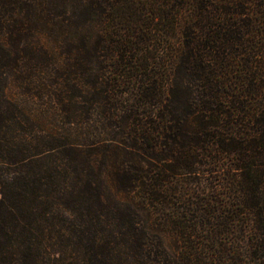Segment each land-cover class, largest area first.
<instances>
[{
    "label": "trees",
    "instance_id": "1",
    "mask_svg": "<svg viewBox=\"0 0 264 264\" xmlns=\"http://www.w3.org/2000/svg\"><path fill=\"white\" fill-rule=\"evenodd\" d=\"M0 264H264V0H0Z\"/></svg>",
    "mask_w": 264,
    "mask_h": 264
}]
</instances>
